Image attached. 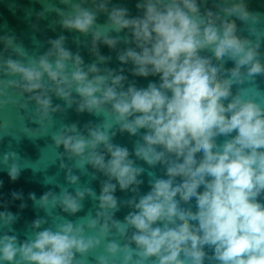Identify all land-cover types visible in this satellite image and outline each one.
<instances>
[{
    "label": "clouds",
    "instance_id": "9594fccd",
    "mask_svg": "<svg viewBox=\"0 0 264 264\" xmlns=\"http://www.w3.org/2000/svg\"><path fill=\"white\" fill-rule=\"evenodd\" d=\"M61 3L66 9L45 5V11H55L63 29L91 35L96 61L86 66L65 47L63 35L50 39L44 54L29 56L14 34H5L0 42L13 54L0 55V77L7 78H0V96L9 89L18 97L27 94L35 115L49 123L59 110L53 96L68 108L75 104L78 113L103 114L104 121L88 127L87 135L72 124L53 139L77 167L86 171L90 165L106 179L99 194L87 187H76L75 194L62 187L39 199L30 193L46 215L57 206L76 214L86 193L97 210L76 221L57 214L63 222L54 227H43L48 220L38 217L23 241L9 234L19 215L5 203L0 264H86L87 255L102 245L95 264H264V90L241 87L264 76V31L255 27L259 14L245 0H215L212 7L207 0H138L140 14L134 17L111 0H91V8L83 0ZM100 14L107 16L103 25L97 23ZM236 20L249 36L239 34ZM101 44L111 50L125 45L116 56L122 67L98 66L111 59L100 54ZM124 65H131L134 77L159 80L137 87L124 75ZM10 99L0 100V107ZM117 133L139 136L131 153L113 143ZM16 157L7 152L0 162L12 182L21 173ZM137 160L164 172L148 173L145 194L140 177L146 169ZM67 179L77 184L78 177ZM117 189L133 195L120 200ZM11 195L22 200L19 192ZM122 207L131 210L121 221L115 214Z\"/></svg>",
    "mask_w": 264,
    "mask_h": 264
},
{
    "label": "water",
    "instance_id": "95a60500",
    "mask_svg": "<svg viewBox=\"0 0 264 264\" xmlns=\"http://www.w3.org/2000/svg\"><path fill=\"white\" fill-rule=\"evenodd\" d=\"M73 2H77V0H73ZM137 2L138 0H111L112 4L127 7L133 17L140 14L135 6ZM214 2L215 0H207V6L212 7ZM83 3L85 7H92L91 0H83ZM245 3L250 12L259 14L260 22L255 27L258 31H264V0H245ZM45 5H52L59 9H66L67 7L61 3V0H0V36L14 34L16 42L22 44L29 56H39L50 48L48 43L50 39H57L63 35L66 37L65 47L73 54L78 53L83 58L86 66L95 62L96 58L90 52L91 35H82L78 32L63 29L60 26V17L57 13L55 11H45ZM41 12L44 15L38 17ZM106 20L107 16L100 14L97 23L103 25ZM236 23L238 28L242 30L239 34L249 36L246 26L239 20H236ZM113 35L117 34L113 33ZM119 35L123 36L124 33ZM250 38L255 40L256 37L252 36ZM124 47L125 45L120 44L117 50H111L101 44L99 46L100 54L111 59L106 64H99L98 66L111 69L122 67L116 56L117 51ZM260 52L264 53V43L261 44ZM12 54L11 50L6 51L4 44L0 42V55L8 56ZM22 58L27 59V57ZM262 60H264V56H262ZM225 66L230 68L233 64L229 61ZM123 67L125 69L124 75L128 77V81H134L137 87H147L149 82H158L159 80V77L153 76L147 78L134 77L129 71L131 65H124ZM0 78L7 79L6 77ZM125 87H127V84ZM241 87L249 88L250 92L254 91L253 87L264 90V76H257L254 82H246ZM235 90L236 87L234 86L233 91ZM8 98H11L10 102L0 107V162H2L5 153L15 152L17 154L15 162L21 166L19 179L12 182L5 166L0 163V181H3V185L0 186V211H5L4 205L7 203V210L19 215V219L12 226L14 233L10 232L9 234H15L23 241L29 234L31 222L38 217L47 218L48 223L43 227H54L56 223L63 222L57 214L71 221H76L90 212L95 215L97 202L93 201L87 193L83 199L82 210L74 215L64 213L59 206L53 209L52 215H46L43 209L34 207L33 201L29 199V194L34 193L39 199L46 192L60 193L62 187L72 194H75L76 187L91 188L99 194L101 182L106 177L97 173L90 165H85L86 171L77 167L75 160L68 156L63 146L55 144L53 136L63 126L72 124H76L78 130L87 135L88 127L99 125L104 121L103 114L97 116L87 112L78 113L75 104L68 108L64 101L53 96V106L58 105L59 110L50 114L51 123H49L48 118L41 119L35 115L33 111L34 102L28 99L27 94L24 97H18L14 94V90L9 89L7 96H0V100ZM18 103H27L28 107L20 108ZM112 130L115 131V127ZM142 133L143 130H141ZM138 139L139 136L132 137L127 133H117L113 143L127 147L131 153ZM223 139V137L219 138L218 142H222ZM130 158L135 160L134 156ZM11 162L13 161L10 158ZM136 164L146 169L140 177L143 180V184L140 185V194H145L150 190L149 180L151 177L148 173L152 172L155 176L162 177L164 172L159 166L155 169H149L143 161L137 160ZM69 174L78 177L76 185L68 181ZM48 178H51L50 183L47 182ZM13 192L21 193L22 200H13L11 195ZM115 195L120 200H127L133 194L117 189ZM21 203L27 205L23 210L19 207ZM130 210L127 207H122L115 214V218L122 221ZM3 231L4 229H0V234ZM102 253L103 245L87 255L86 264H95V257Z\"/></svg>",
    "mask_w": 264,
    "mask_h": 264
}]
</instances>
